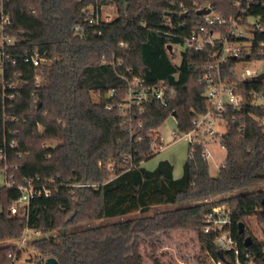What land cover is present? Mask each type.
I'll return each mask as SVG.
<instances>
[{"label": "trees", "instance_id": "trees-1", "mask_svg": "<svg viewBox=\"0 0 264 264\" xmlns=\"http://www.w3.org/2000/svg\"><path fill=\"white\" fill-rule=\"evenodd\" d=\"M231 1L100 0V6L115 7V17L103 39H98L96 28L81 14L97 0H4V16L9 19L5 34L16 41L5 50L11 61L5 66L4 81L0 80V149L7 153L6 179L19 186L39 177L51 194L32 200L13 217L9 208L20 192L0 186V244H4L0 264L20 258L24 250L17 251V243L26 228L42 233L26 247L37 258H54L58 264H143L140 241L187 230L196 233L201 252L211 261L197 257L199 264H236L234 253L221 250L214 233L203 232L205 216L220 204L233 209L232 235L240 259L248 254L255 256L256 264H264V244L244 223L256 216L264 231V106L258 104L264 97V80L241 82L232 71L235 61L223 66L244 103L224 115L226 158L217 177L209 175L202 144L191 148L193 156L187 158L179 178L168 161H160L153 170L144 166L158 154L150 145L151 137L168 118L173 116L178 132L184 133L208 106L199 77L212 50H179L178 55L167 47L182 44L201 21L196 15L201 8L211 6L215 13L234 15ZM243 8L253 35L250 59L264 60V31L248 22L259 18L264 26V3ZM77 25L79 32L74 31ZM35 50L52 59L43 69L39 87L36 69L23 59ZM127 69L147 86L165 80L175 90L165 105L154 102L143 115L135 114L131 128L122 125L116 107L126 92L118 75ZM15 83L18 94L11 101L7 92ZM108 105L114 107L108 110ZM48 142L54 146L45 147ZM4 167L0 165V172ZM158 206L174 208L148 215ZM134 213L139 216L97 225ZM247 237L252 242L245 247Z\"/></svg>", "mask_w": 264, "mask_h": 264}, {"label": "built area", "instance_id": "built-area-1", "mask_svg": "<svg viewBox=\"0 0 264 264\" xmlns=\"http://www.w3.org/2000/svg\"><path fill=\"white\" fill-rule=\"evenodd\" d=\"M99 1L97 0L96 5L84 9L81 14L84 17V21L96 28L98 39H103V31L113 18L104 12L103 6L98 4ZM257 2L264 3V0H232L231 4L235 8L236 13L230 16L215 13L211 6H206L205 8H209L211 12L201 16V21L195 23L189 35L183 38L182 44L172 48V52L174 51L178 55L179 50L196 53H201L207 49L212 50L209 53V64L203 68L202 74L199 77V81L205 85L202 96L208 104L206 112L194 118L191 124L192 128L187 132L179 133L178 131H174L171 133L174 138L188 141L189 147L191 146L190 150L188 149V157L190 158L193 156L191 148L194 145L202 144L203 151L201 155L207 161V157L209 156L208 146L216 141H219L220 147L226 152L223 137L227 133L228 127L224 120V115L230 109L235 111L243 106L244 97L240 92L236 91V84L228 81L224 75L223 66L230 61H235L236 64L233 66L232 71L241 82L259 80L257 77L262 74H250L249 71H245V74H241V78H238V74L236 73L239 66H244L255 61L254 59L251 60L249 55L251 51L250 40L253 35L251 29H249L251 27L246 24L243 18L246 15V10L243 6H251ZM3 11L4 0H0V80L2 81H4L5 66L11 61L5 50L16 45L15 39L5 34V27L9 25V19L4 16ZM254 26L257 31H264L262 24ZM80 30L81 26L77 25L74 27L75 32H79ZM261 45L264 46V43ZM119 47H123V43H120ZM23 59L36 69L35 85L39 87L42 82L41 75L43 74V69L52 62V59L46 53H40L37 50L24 54ZM12 63L14 64L15 62L12 61ZM118 65L120 66L121 62ZM118 76L125 81L126 92L123 99L116 104V107L122 125L128 126V128L132 127L133 116L135 114L143 115L149 105L154 102L165 105L167 99L175 95L174 87L169 85L165 80L159 81L153 86H147L143 81L133 77L129 69ZM17 87V83L9 86V91L7 92L8 100L12 101L15 99L18 94ZM2 89L3 95L6 94L5 88L3 87ZM109 94L110 97H113L115 90H111ZM262 99L264 97H259L258 102L262 101ZM113 107L114 105H108L107 109L111 110ZM141 126L140 124L139 127ZM222 127L225 129L223 133H221ZM241 131V129L237 130L240 139H242L240 136ZM154 135L151 137L150 145L155 153H159L164 148L163 137L159 129ZM10 145L11 147H15L14 142ZM44 146L53 147L54 144L46 143ZM19 156L21 155L19 154ZM6 162L7 153L2 148L0 149V165H5L4 169L1 170L4 177L3 185L8 188H16L20 192L19 199L9 208L10 215L16 217L19 215L20 208L25 209L32 200L38 197L50 196L51 191L47 182H42L39 177L28 179L22 185L16 186L13 181L6 179ZM132 167L133 165L130 166V169ZM73 186L93 189L99 187L98 184H75ZM25 215L26 213L20 216L25 217ZM232 215L233 209L230 206L225 204L215 206L204 218L205 226L203 232L206 234L214 233L216 235V243L220 249L234 253L236 264H256L255 256L246 254L244 255V260L240 259L239 245L232 235ZM29 236H31L33 241L41 238L42 233L26 228L23 237L17 243V251H21L27 246L30 242L28 241ZM261 243L264 244V241H261ZM45 261L42 258H36L34 264H45ZM216 264H222V262Z\"/></svg>", "mask_w": 264, "mask_h": 264}, {"label": "rangeland", "instance_id": "rangeland-1", "mask_svg": "<svg viewBox=\"0 0 264 264\" xmlns=\"http://www.w3.org/2000/svg\"><path fill=\"white\" fill-rule=\"evenodd\" d=\"M103 10L106 14H109L113 19L115 17V7L104 5ZM250 25H260L259 18H251L248 20ZM245 71H249L250 74L264 73V60H255L252 63L244 66H239L236 73L238 78H241V74H245ZM264 106V99L258 102ZM222 127L221 133L224 132ZM163 137L164 148L160 152L149 160L144 166L147 169L153 170L156 168L160 161H168L173 167V173L175 176H179L183 172V167L188 158L189 144L187 140L174 138L171 133L177 132V123L174 117L168 118L163 126L159 129ZM47 144H50L49 142ZM209 156L207 157L208 172L211 177H217L220 171V165L225 161L226 152L220 147L219 141L211 143L208 146ZM4 184V177L0 174V186ZM264 187V186H262ZM188 205V204H184ZM180 206V205H179ZM178 206V207H179ZM171 206H158L152 208L148 215H152L157 211H163L172 209ZM139 214L134 213L123 217H117L110 220L98 222L97 225L107 224L111 222H118L127 220L129 218L138 217ZM246 229L257 239V241H264V231L257 222L256 216H249L244 220ZM28 241H32L29 236ZM4 246V244H0ZM25 248V247H24ZM24 251H21L19 259H16L13 264H34L37 256L35 252L27 247ZM142 256L143 264H199L197 257L205 259L206 262L211 263L206 253L201 252L200 245L197 239V235L194 231H178L169 234L160 233L152 240L140 241L138 249Z\"/></svg>", "mask_w": 264, "mask_h": 264}, {"label": "water", "instance_id": "water-1", "mask_svg": "<svg viewBox=\"0 0 264 264\" xmlns=\"http://www.w3.org/2000/svg\"><path fill=\"white\" fill-rule=\"evenodd\" d=\"M210 12H211V10L209 8H205L204 7L202 9L196 11V15L197 16H204V15L209 14ZM167 49H168L169 52H172V46L169 45L167 47ZM257 79L264 80V73L260 74L257 77ZM37 106H38V108L40 107V102L39 101L37 102ZM243 229H244V225L240 224V231H242ZM251 242H252V239L250 237H247L245 239V242H244L245 247H248L251 244ZM219 255H220V259L223 261L222 254L219 253ZM45 264H58V263H57V261L54 258H48V259H46Z\"/></svg>", "mask_w": 264, "mask_h": 264}, {"label": "crops", "instance_id": "crops-1", "mask_svg": "<svg viewBox=\"0 0 264 264\" xmlns=\"http://www.w3.org/2000/svg\"><path fill=\"white\" fill-rule=\"evenodd\" d=\"M222 164H223V163H222ZM222 164H221V165H222ZM221 165H220V166H221ZM180 176H181V175H179V176H175V175H174L175 178H179Z\"/></svg>", "mask_w": 264, "mask_h": 264}]
</instances>
